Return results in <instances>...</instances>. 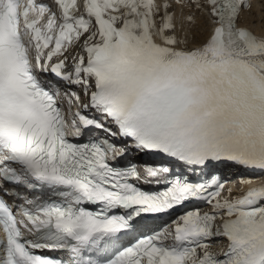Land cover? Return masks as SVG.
I'll return each instance as SVG.
<instances>
[{
	"label": "snow or ice",
	"instance_id": "snow-or-ice-1",
	"mask_svg": "<svg viewBox=\"0 0 264 264\" xmlns=\"http://www.w3.org/2000/svg\"><path fill=\"white\" fill-rule=\"evenodd\" d=\"M249 8L0 0V180L12 186L0 192V264H264V35L238 26ZM197 14L214 27L192 47ZM138 168L165 189L139 188ZM237 182L247 190L233 196ZM193 202L210 211L148 230L149 214Z\"/></svg>",
	"mask_w": 264,
	"mask_h": 264
},
{
	"label": "bare ground",
	"instance_id": "bare-ground-1",
	"mask_svg": "<svg viewBox=\"0 0 264 264\" xmlns=\"http://www.w3.org/2000/svg\"><path fill=\"white\" fill-rule=\"evenodd\" d=\"M249 3L250 8L241 13L239 25L246 26L249 31L257 36L264 35V0H249ZM213 27L206 17L200 18L198 16L197 24L192 29L195 41L190 46L198 47L202 44L210 35ZM259 183L261 181H257V184ZM235 194V192H232V195Z\"/></svg>",
	"mask_w": 264,
	"mask_h": 264
}]
</instances>
